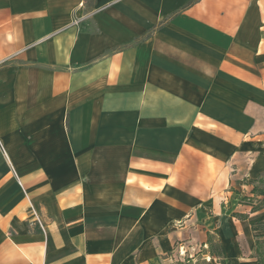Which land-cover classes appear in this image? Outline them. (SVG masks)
<instances>
[{
  "label": "crops",
  "instance_id": "obj_1",
  "mask_svg": "<svg viewBox=\"0 0 264 264\" xmlns=\"http://www.w3.org/2000/svg\"><path fill=\"white\" fill-rule=\"evenodd\" d=\"M0 143V264H257L264 0H0Z\"/></svg>",
  "mask_w": 264,
  "mask_h": 264
},
{
  "label": "trees",
  "instance_id": "obj_2",
  "mask_svg": "<svg viewBox=\"0 0 264 264\" xmlns=\"http://www.w3.org/2000/svg\"><path fill=\"white\" fill-rule=\"evenodd\" d=\"M259 180V182L262 181L264 183V175L259 176L256 181ZM251 193L256 198L257 196L260 198H257L256 203L253 204L251 211H255L258 209H261L264 207V186L261 187L259 185H253L251 189ZM249 201H252V198H246ZM236 216L243 218L245 217V214H239L235 213ZM252 230L254 231H264V220L258 223H254L251 225ZM208 254L210 256H215L218 259V262L220 264H228L223 260L224 257V251L221 245L218 242H214L212 239V236L208 239ZM254 256L256 257L257 264H264V232H261L259 234H255V249H254ZM190 262V260H189ZM179 264V262H178Z\"/></svg>",
  "mask_w": 264,
  "mask_h": 264
},
{
  "label": "rangeland",
  "instance_id": "obj_3",
  "mask_svg": "<svg viewBox=\"0 0 264 264\" xmlns=\"http://www.w3.org/2000/svg\"><path fill=\"white\" fill-rule=\"evenodd\" d=\"M251 184L252 185H259L261 187L264 186V183H262V181L259 182V180H257V181L255 180ZM248 197L252 198V201L247 200L246 198H248ZM257 198H260V196L259 197L257 196L255 198L254 196L251 197L250 195H244L240 200H238V203L240 204V206L246 205L247 209H251L253 204L256 203ZM235 206H237V205H235ZM229 208L233 209V206L230 205V207L227 208V210L230 211ZM30 210L33 212L31 205H30ZM240 210H241V208H240ZM232 212L234 213L236 211H232ZM227 213H230V212H227ZM238 213L244 214V213H241L240 211H238ZM261 232H264V231L259 230L256 232V234H259ZM244 243H245V241H244ZM201 249L200 250L193 249L190 251H185L184 255H182V256L177 254V256H178L177 259H174V260L172 259V261H167L165 264H178V262H179V264H218L216 258H214V257L208 258L205 251L203 249L201 251ZM248 254L249 253H248L247 246H246V252H245V255H243V257H246ZM251 256H253V253L251 254ZM189 260H190V262H189Z\"/></svg>",
  "mask_w": 264,
  "mask_h": 264
},
{
  "label": "built area",
  "instance_id": "obj_4",
  "mask_svg": "<svg viewBox=\"0 0 264 264\" xmlns=\"http://www.w3.org/2000/svg\"><path fill=\"white\" fill-rule=\"evenodd\" d=\"M83 17H86V15H83L82 17L73 16V18L71 20V25H78L81 22V20L83 19ZM0 146H1V143H0Z\"/></svg>",
  "mask_w": 264,
  "mask_h": 264
}]
</instances>
